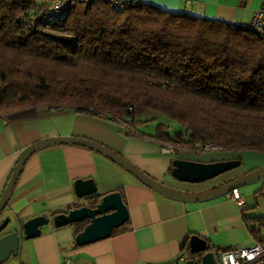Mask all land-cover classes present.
<instances>
[{
	"label": "trees",
	"instance_id": "16d2710c",
	"mask_svg": "<svg viewBox=\"0 0 264 264\" xmlns=\"http://www.w3.org/2000/svg\"><path fill=\"white\" fill-rule=\"evenodd\" d=\"M48 1L0 0V113L72 106L133 122L136 107H147L184 131L158 123L142 135L196 154L210 141L240 151L244 172L261 166L248 160L264 158V37L141 0L79 2L45 15ZM245 222L255 242L264 240L263 216Z\"/></svg>",
	"mask_w": 264,
	"mask_h": 264
},
{
	"label": "crops",
	"instance_id": "0c3cea01",
	"mask_svg": "<svg viewBox=\"0 0 264 264\" xmlns=\"http://www.w3.org/2000/svg\"><path fill=\"white\" fill-rule=\"evenodd\" d=\"M141 1L168 11L187 12L228 23L249 20L262 2ZM136 121L134 116L131 129L109 119L106 114H91L72 106H39L13 114L0 113V194L23 149L47 137L78 136L95 140L121 154L154 179L185 192L208 190L223 179L242 174L249 166L247 158L244 159L238 151L235 156L244 159L246 164L228 171L232 172L230 175L226 176L225 172L195 183L177 180L170 172L173 157L210 161L228 157L220 152L229 150H204L199 154L191 151L165 152L161 149L163 142L142 135L146 132L139 130ZM250 160L254 165L263 164L253 156L248 162ZM78 178H92L97 196L120 191L128 209V219L110 236L82 245L75 244L74 237L84 223L56 227L51 221L53 213L81 202L73 188L74 180ZM236 189L240 191L238 187ZM246 205L247 201L241 206L227 192L203 200L173 198L145 185L94 149L59 143L42 147L27 159L5 208L19 223L38 214L50 218L41 226L39 235L21 239L16 254L18 264H63L67 260L71 261L70 264H186V259L192 256L188 249L189 238L193 234L204 238L212 251L219 247L238 246L245 241V217L253 213L247 211ZM249 235L252 237L251 233Z\"/></svg>",
	"mask_w": 264,
	"mask_h": 264
},
{
	"label": "water",
	"instance_id": "95a60500",
	"mask_svg": "<svg viewBox=\"0 0 264 264\" xmlns=\"http://www.w3.org/2000/svg\"><path fill=\"white\" fill-rule=\"evenodd\" d=\"M59 143L79 144L94 149L119 164L134 175L145 185L157 192L182 200H203L226 193L231 189L258 179L264 175V165L244 172L226 182L201 192H185L173 189L164 182L154 179L124 156L108 146L95 140L78 136L47 137L28 145L17 157L9 174L6 184L0 194V212L5 209L11 191L27 159L38 149ZM241 164L240 158H222L210 161H200L173 157L171 160V175L184 182H202L222 174ZM73 188L81 202L68 207L64 211L52 214L51 221L59 227L69 223L83 222L84 226L74 237L75 244L82 245L91 241L108 237L113 230L128 219V209L120 191L113 190L97 196L96 185L92 178H78L74 180ZM50 218L44 214L34 215L19 223V227L5 230L10 217L0 222V264H3L11 254H17L22 238L29 239L41 233V226L48 223ZM188 254L192 255L186 264H215L214 252L208 248L207 241L199 235L189 238ZM199 259H195V257Z\"/></svg>",
	"mask_w": 264,
	"mask_h": 264
},
{
	"label": "built area",
	"instance_id": "2783aa9c",
	"mask_svg": "<svg viewBox=\"0 0 264 264\" xmlns=\"http://www.w3.org/2000/svg\"><path fill=\"white\" fill-rule=\"evenodd\" d=\"M93 0H49L45 5V15H61L66 13L71 7L79 2H91ZM109 3L114 7L123 8L129 5L137 4L139 0H100ZM235 26L241 29H247L264 37V0H262L259 7L253 12L251 18L247 21H239L234 23ZM129 109H132L130 106ZM111 120L120 122L124 127L133 129L132 117L127 116L124 119H119L111 114H106ZM201 151L209 149H219L210 141H205L201 145ZM161 149L165 152L174 153L177 150H183L173 143L163 142ZM227 194L236 199L238 203L243 206L246 201L239 191L234 188L227 192ZM215 264H264V240L255 242L250 246H231L221 250H215ZM71 261L67 260L63 264H70ZM72 264V263H71Z\"/></svg>",
	"mask_w": 264,
	"mask_h": 264
},
{
	"label": "rangeland",
	"instance_id": "374dc122",
	"mask_svg": "<svg viewBox=\"0 0 264 264\" xmlns=\"http://www.w3.org/2000/svg\"><path fill=\"white\" fill-rule=\"evenodd\" d=\"M135 112V119L137 120L135 123L139 126V130L144 131L149 134H154L156 132V127L158 123L165 124L166 131L170 134H174L176 131H184L183 126L168 117L166 114L162 113L161 111H158L156 109H151L147 107H139L137 108ZM137 130V129H136ZM209 151H223L221 149H211ZM207 151V152H209ZM238 151L233 150V152H220V154H224L226 156H234L237 155ZM261 161H264V158L261 159ZM264 164V163H263ZM235 172H238L239 170H234ZM232 172H226L225 175H230ZM264 183V175L261 176L258 179L251 180L249 182H246L238 188L240 189L241 195L244 197V199L247 201L248 205H246L248 212L254 216H263L264 217V192L260 189L262 188ZM213 188V187H212ZM206 191V190H205ZM260 192V193H257ZM224 194V193H223ZM7 210L6 208L3 209L0 212V222L7 216L10 217V221L5 227V230H10L14 227H19V222L10 214H6ZM251 223L254 222V220H250ZM45 224H43L44 226ZM244 240L242 243H238V246H250L253 243L252 237L249 235V232L247 229L244 233ZM18 258L16 257V254H11L8 259L4 262V264H18Z\"/></svg>",
	"mask_w": 264,
	"mask_h": 264
},
{
	"label": "flooded vegetation",
	"instance_id": "af4514ba",
	"mask_svg": "<svg viewBox=\"0 0 264 264\" xmlns=\"http://www.w3.org/2000/svg\"><path fill=\"white\" fill-rule=\"evenodd\" d=\"M225 158H237L235 155L234 156H228V157H225ZM236 168V167H235ZM234 168H232L231 170H233ZM228 172V171H226ZM225 173V172H224Z\"/></svg>",
	"mask_w": 264,
	"mask_h": 264
}]
</instances>
